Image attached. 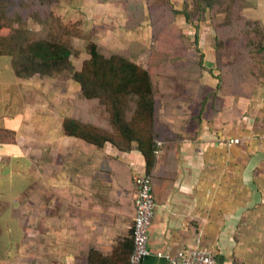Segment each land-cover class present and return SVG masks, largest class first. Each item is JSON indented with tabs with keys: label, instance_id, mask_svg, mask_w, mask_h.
<instances>
[{
	"label": "crops",
	"instance_id": "0c3cea01",
	"mask_svg": "<svg viewBox=\"0 0 264 264\" xmlns=\"http://www.w3.org/2000/svg\"><path fill=\"white\" fill-rule=\"evenodd\" d=\"M80 1L97 18L91 25L100 28L121 20L127 36L139 45L136 54L127 51L128 56L154 72L156 82L160 80L155 159L148 173L136 142L121 149L111 142L94 146L70 136L63 121L74 113L58 111L57 129L48 128L49 119L41 123V172L35 160L40 146L25 160L28 184L20 199L24 196L26 204L36 201L28 211L26 240L4 241L0 225V264H15L19 256H24V264H129L136 214L134 180L144 173L152 178L156 207L149 255L142 264H170L159 254L174 255L191 246L211 251L218 264H264V81L255 77L243 84L240 76L230 79L221 72L210 16L199 30L187 22L185 6L191 10L193 0H169V5L177 12L175 27L190 42L199 43L200 53L193 46L152 50L144 43L153 35L148 0L132 2L130 9L128 0H96L97 7ZM254 3L248 5L250 15L264 21V12L260 13L264 1ZM131 10L137 14L133 29L127 27ZM145 45L150 56H186L191 62L202 56L203 68L191 76L193 63L150 64L142 51ZM260 67L264 71V65ZM2 114L0 130L19 136L13 127L26 117L11 107ZM85 119L108 126L94 110ZM231 139L240 143L229 144ZM16 143L15 138L9 148ZM5 146L0 144V170L20 159ZM5 174L10 176L7 170Z\"/></svg>",
	"mask_w": 264,
	"mask_h": 264
},
{
	"label": "rangeland",
	"instance_id": "374dc122",
	"mask_svg": "<svg viewBox=\"0 0 264 264\" xmlns=\"http://www.w3.org/2000/svg\"><path fill=\"white\" fill-rule=\"evenodd\" d=\"M0 1H4L1 6L6 8L5 11L3 10L5 13L4 17L3 12L0 9V39L5 37L7 33H11L12 29H19L22 32H25V36L32 39H50L52 41H59L63 44L69 45L72 50L74 49V53L71 55L72 70H67L57 75L36 77L30 79L31 81L21 80L15 75L12 67V57L10 55L0 56V115L4 109L11 107L13 113L17 111L18 116L23 115L22 117H26V119L23 118V124L21 122L18 128L15 126L13 127V129H18L19 136L17 137L16 135L13 137L11 133L4 134L2 130H0V144L8 145L5 146V148H9V145L15 140V138L17 139V143L15 144L17 147H12L13 149L9 148V150L13 153L17 152L20 158L16 160L12 159L13 168L11 166H9V168H1L4 174L3 177L0 175V225L4 229V232L2 230L1 234L3 235L2 239L4 241L17 240L24 244L27 235L25 224L28 211L30 210L29 208H31L32 202L35 203L36 201H30V204H26L24 196L20 199V194L25 191L28 184L26 178V156L31 155L34 148L37 146H40V149L35 156V160H37L40 172L42 170L44 159L42 158L41 139L43 138L42 134L44 132L41 131L43 127L41 123L47 122L49 119L51 124L48 128L55 126L57 129L60 117L57 115L58 111L69 115L70 113L83 110L79 106L76 107L77 104L75 101L77 100L79 83L73 79V74L76 71H81L84 62L90 58L88 49L91 43H100L103 47L99 44L98 45L107 53H123L127 56V51L136 54V50H138L136 47L139 45L137 44L138 41L136 42V39L134 40V38L132 39L127 36V31H125L126 28H124L121 24V20L118 18L115 19L116 21L114 23L112 22V26L107 24V26L101 25L99 28L94 26V24L91 25V22L97 21V18L92 11L90 12V10L83 7L84 4L80 0ZM237 1L239 2V0H236L235 5V0H218L217 2H222L220 6L221 8L214 7L209 10V13L207 14L213 17L214 22L218 18L221 20H224L225 18L226 21L229 20L234 23L233 26L231 23L230 25L227 22L219 29L225 34L222 37L224 41L228 40L229 50L234 51L233 54H229L228 52L222 54L219 58L220 63H225L226 61L229 63L236 62V66L240 63L242 81L254 80L253 77L256 74V71L258 70L259 73V70L262 69L260 66L264 65V54L258 49L261 44H264V21L253 19L250 15L251 10L248 5L250 2L254 3L258 0H242V8L240 7V2L237 5ZM161 2H163L161 5H164L163 8L166 11L156 17H158V20L162 17L163 22L159 25L153 24L151 18L152 23L150 25L153 29L152 38H148L146 42L143 41L152 50L154 48H159V43L163 41V39L167 36L170 37L175 31L180 29L179 27H175L176 25L173 23L176 20L177 13H173L163 0L159 1V3ZM86 3L87 5L90 4V6L97 7L96 0H88ZM230 3L231 6H229ZM225 5H227V9L231 8L229 11L231 18L226 17L225 11L228 13V10L224 9ZM255 9L259 11V8L255 7ZM261 12H264V7L260 8V13ZM189 13H191L190 15H192L191 18H193V21H190V23L187 20V22L199 30L197 25H200L201 21L195 19L197 18V11L190 10ZM77 21H80L82 25ZM83 21H86L85 25ZM68 23L76 24L68 25ZM142 31L145 33L144 30ZM237 32H239V34H237ZM214 33L216 35V30H214ZM249 33L254 34V36H248ZM161 35L162 38H160ZM233 35H242V37L237 38V36L235 37ZM176 39V36H174L171 41L167 40V42L163 44H168L169 48L172 47L179 49L181 48V41ZM155 41L157 43H155ZM153 42L155 44H153ZM191 44H193V42H191ZM146 45L142 47V51L144 52L145 49H147ZM9 46L10 45L7 41H2L0 43V49L2 50L7 49ZM193 47L199 49V43L195 42ZM182 48L186 47L184 46ZM122 50H125V52ZM197 52L200 53V51ZM145 53L146 55L148 54V57L145 56L148 58L149 63L152 64L154 60L158 66L165 65L166 63L189 64L190 60L187 59H191L186 56H177L178 59H175L170 55L162 58L159 55L160 58L157 57L155 59L156 55L153 57L152 55L150 56L147 51ZM146 57H143V59H146ZM192 60L196 61L197 58ZM134 62L137 63L136 61ZM263 73L264 72L260 74ZM234 74L235 72L233 70H226V75L230 76V79L234 78ZM235 75L237 78L240 73L236 71ZM158 79L160 78L158 77ZM56 82H58V85ZM133 110L134 101H131V103L129 102V108L127 111V116L129 118L133 115ZM95 111L102 114V116L105 114L101 107H98ZM49 114H51L50 117H53V119L48 118ZM3 116V114L0 116V123L2 122ZM45 151L47 153V150ZM6 152L8 151H2V154H6ZM4 157L6 158V156ZM10 162L11 160L8 164ZM1 170L0 173L2 172ZM5 170L10 173V176L5 174ZM16 227H18V230H16ZM16 260L17 262L15 264H24L25 262L24 256H19ZM12 262L13 260L11 263ZM3 264H6V262H3ZM7 264H9V262H7Z\"/></svg>",
	"mask_w": 264,
	"mask_h": 264
},
{
	"label": "trees",
	"instance_id": "16d2710c",
	"mask_svg": "<svg viewBox=\"0 0 264 264\" xmlns=\"http://www.w3.org/2000/svg\"><path fill=\"white\" fill-rule=\"evenodd\" d=\"M136 1L137 0L127 1L129 9L130 5L132 6V2L135 3ZM159 1L161 0H148L152 22L157 25L163 22V18L161 17L158 20L156 16L166 11L163 8L164 5H161L163 2L159 3ZM163 1L170 7L169 0ZM217 1L218 0H193V7L191 10L197 11V18L195 19L202 22L207 18L206 14L209 13V10L214 7L221 8L222 2ZM3 2L4 1H0V9L4 17L6 8L1 6ZM239 2L237 1V5L239 3L242 8L243 1L239 0ZM226 6L227 5H225L224 9H227ZM229 6H231V3ZM170 10L173 13H177L172 7H170ZM227 10L228 13L227 11L225 12L228 18L231 16L229 12L231 8ZM189 11V6H185V16L190 22L193 21V18H191L192 15H190L191 13H189ZM136 17V12L131 10L127 24L128 28H135L134 26L136 23L134 20ZM210 18L213 28L217 32L213 40V47L216 50L218 59L226 52L233 54L234 51L229 50L228 40L224 41L222 38L225 35L224 32H221L219 29L227 22L228 24L231 23L233 26L234 23L229 20L226 21L225 18L224 20L218 18L219 20L217 19L214 22L213 17L210 16ZM77 22L82 25L80 21ZM69 24L75 25L76 23H68V25ZM174 34L176 38L181 41V48L185 46L186 48L183 49L188 50L193 46L187 37L180 31L177 30ZM174 34L171 35L172 38H174ZM237 34H239V32H237ZM233 36H237V38L242 37V35ZM248 36L252 37L254 34L249 33ZM170 39L169 36L163 39V41L159 43V48H168L169 45L163 43L167 42V40L170 41ZM2 41H7L10 46L5 50L0 49V56L10 55L12 57V67L15 75L19 78L30 80L36 77L57 75L64 71L72 70L71 55H73L74 49L72 50L67 44H63L59 41H52L50 39L35 40L25 36V32L19 29H12L11 33H7L5 37L0 39V43ZM258 49L264 54V44H261ZM197 50L200 51L198 48ZM88 51L90 58L84 62L81 71H76L73 74V79L80 84V91L75 101L77 104L76 107L79 106L83 110L76 111L77 113L75 112L73 116L64 119L63 127L66 133L94 146H102L106 142H111L121 149H130L133 143L136 142L138 148L146 157L148 173H150L155 159V125L158 106L156 97H160L161 95L159 93V88L161 86L160 81L159 83L155 81L154 72L150 71V69H144L123 53H107L94 42L90 44ZM152 56L155 57L154 54H152ZM157 57H159V55H156L155 59ZM160 57L162 58V56ZM202 58L201 56L199 61L189 62L190 64L193 63L194 66L190 72L191 76L200 73L199 69L203 68ZM226 62H222L223 72H226V70L232 71L234 67H236V71L238 70V73H240L238 76L242 78L240 63L236 66V62ZM153 64L157 65L154 60ZM262 72L259 70L258 73L257 70L253 78L256 77L258 80L264 81V73L260 74ZM246 81H243V84ZM56 84L58 85V82H56ZM131 101H134V110L133 115L129 118L127 116V111L129 102L131 103ZM98 107L103 108L105 112L104 117L108 124L107 127H103L97 123H91L85 119L91 111H95ZM2 132L4 134L10 133L9 131ZM132 243L134 249L133 237Z\"/></svg>",
	"mask_w": 264,
	"mask_h": 264
},
{
	"label": "built area",
	"instance_id": "2783aa9c",
	"mask_svg": "<svg viewBox=\"0 0 264 264\" xmlns=\"http://www.w3.org/2000/svg\"><path fill=\"white\" fill-rule=\"evenodd\" d=\"M240 139H231L229 144H238ZM137 195L135 199L136 214L132 226L134 249L130 257V264H142L149 255V230L154 218L156 201L150 175L138 174L135 176ZM170 264H218L216 256L209 250L201 247L182 249L174 255H162Z\"/></svg>",
	"mask_w": 264,
	"mask_h": 264
}]
</instances>
